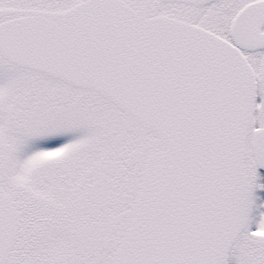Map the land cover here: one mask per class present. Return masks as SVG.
Masks as SVG:
<instances>
[{
  "label": "snow or ice",
  "instance_id": "1",
  "mask_svg": "<svg viewBox=\"0 0 264 264\" xmlns=\"http://www.w3.org/2000/svg\"><path fill=\"white\" fill-rule=\"evenodd\" d=\"M0 264H264V0H0Z\"/></svg>",
  "mask_w": 264,
  "mask_h": 264
}]
</instances>
